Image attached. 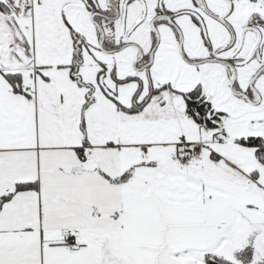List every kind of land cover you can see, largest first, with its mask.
<instances>
[{
  "label": "snow or ice",
  "instance_id": "snow-or-ice-1",
  "mask_svg": "<svg viewBox=\"0 0 264 264\" xmlns=\"http://www.w3.org/2000/svg\"><path fill=\"white\" fill-rule=\"evenodd\" d=\"M0 264H264V0H0Z\"/></svg>",
  "mask_w": 264,
  "mask_h": 264
}]
</instances>
